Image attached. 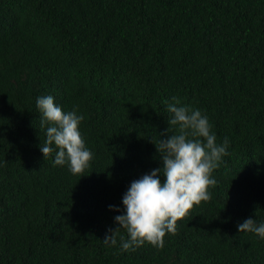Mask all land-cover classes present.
<instances>
[{"label": "trees", "instance_id": "obj_1", "mask_svg": "<svg viewBox=\"0 0 264 264\" xmlns=\"http://www.w3.org/2000/svg\"><path fill=\"white\" fill-rule=\"evenodd\" d=\"M47 95L84 116L83 177L39 151ZM173 97L230 141L211 199L162 248L107 246L109 206L178 132ZM249 217L264 221V0H0V264H264Z\"/></svg>", "mask_w": 264, "mask_h": 264}, {"label": "clouds", "instance_id": "obj_2", "mask_svg": "<svg viewBox=\"0 0 264 264\" xmlns=\"http://www.w3.org/2000/svg\"><path fill=\"white\" fill-rule=\"evenodd\" d=\"M170 117L169 126L178 128L176 134L160 135L155 144L161 167L133 180L122 197V207L109 206L118 213L114 216L117 227L109 229L103 242L123 252L134 251L144 244L162 248L164 237L176 231L193 206L211 199L210 188L217 180L212 175L228 155L227 137L217 143L212 125L201 110L164 101ZM36 109L46 140L39 151L44 159L55 153L53 163L67 165L73 175L85 176L91 166L93 153L86 147L80 125L84 120L76 109L64 111L52 95L39 96ZM166 136V138H164ZM163 178V179H162ZM239 233H250L264 240V221L249 217L237 225ZM123 230L127 236L119 235Z\"/></svg>", "mask_w": 264, "mask_h": 264}]
</instances>
